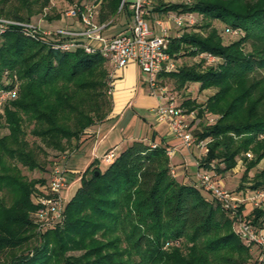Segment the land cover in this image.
Masks as SVG:
<instances>
[{"label":"trees","instance_id":"trees-1","mask_svg":"<svg viewBox=\"0 0 264 264\" xmlns=\"http://www.w3.org/2000/svg\"><path fill=\"white\" fill-rule=\"evenodd\" d=\"M86 1L96 6L100 23L121 12L132 21L131 0ZM47 4L16 0L7 9L0 7V16L29 21ZM167 12L197 13L224 24L226 32H239L224 44L217 28L206 22L199 25L209 29L206 36L185 32L172 37L167 50L172 58L211 53L221 62L202 67L206 60L200 56L197 63L158 76L172 79L176 89L190 82L199 83V90L215 88L204 103L183 102L197 109L199 117L220 115L196 132L199 139L211 138L197 170L218 160L224 167H216L217 172L229 171L240 152L251 150L254 159L236 190H264V167L244 185L247 172L264 158V138H258L264 135V76L257 73L264 69V0L159 2L147 11ZM63 40L32 37L14 25L0 33V90L13 88L15 80L20 83L18 97L0 112V130L7 129L0 134V264H249V250L232 229L228 212L197 183L171 174L170 149L163 141L154 142V133L147 142L134 140L114 152L103 170L93 159L65 198L62 219L36 235L41 225L30 217L42 207L34 201L36 185L47 182L27 178L18 165L42 169L37 157L45 151L26 140L25 120L32 125L30 135L45 148L65 152L78 149L85 130L103 122L112 107L107 59L82 47L61 49ZM234 138H240L237 145ZM246 216L259 225L264 208ZM166 242L175 244L164 249ZM70 251L81 253L67 255Z\"/></svg>","mask_w":264,"mask_h":264},{"label":"built area","instance_id":"built-area-1","mask_svg":"<svg viewBox=\"0 0 264 264\" xmlns=\"http://www.w3.org/2000/svg\"><path fill=\"white\" fill-rule=\"evenodd\" d=\"M130 8L133 11L132 21L129 29L125 32L116 34L110 38L104 37L103 31L107 23H100L97 20V8L94 5H73L67 8L64 15L77 20L81 25L80 30L56 27L50 30H44V36H57L63 38V42L58 45L61 49H73L82 47L85 52H100L111 65L108 71V85L111 93L113 81L117 77V71L132 63L137 66L139 71L145 75L149 88V93L157 98L158 104L153 113L157 120L167 122L170 133L180 140L181 146L190 149L198 147L204 149L207 153V142L197 141L185 124L186 118L193 120L195 113L193 111L184 114V110L176 103L174 95L168 92L165 86H161L159 74L161 72H170L176 69L170 54L167 52L170 44L169 28L163 25V22L157 21L159 32L155 33L152 25L146 20L144 9L145 0H131ZM168 20L178 27H185L194 24L196 17L188 14L184 17L177 15L168 16ZM7 24L16 25L21 30L32 37L37 35L39 28L30 22L29 24L17 21L0 20V30ZM30 28V29H29ZM3 29V28H2ZM232 35H238L239 32L229 29ZM208 63H216L218 57L211 53L200 55ZM14 93L11 89L0 90V108L5 101ZM209 122L213 119L209 118ZM205 146V147H204ZM172 150L167 151L170 157ZM114 151H109L103 155L105 162L109 163L114 158ZM197 167L199 162L196 161ZM173 174L174 172L171 171ZM66 173L60 167H55L51 171L47 189L48 194L37 201L42 205L38 212V221L41 226L53 225L59 222L63 217L65 197L63 191L67 187ZM197 184L203 190L210 192L226 210L233 220L235 233L247 246L262 247V255L257 264H264V221L259 225L251 223L246 216V210L264 208V190H250L243 195L224 189L215 175L209 170L198 171L196 174ZM247 204V208L245 205ZM244 208L240 210V207Z\"/></svg>","mask_w":264,"mask_h":264},{"label":"rangeland","instance_id":"rangeland-1","mask_svg":"<svg viewBox=\"0 0 264 264\" xmlns=\"http://www.w3.org/2000/svg\"><path fill=\"white\" fill-rule=\"evenodd\" d=\"M15 1L16 0H0V7H3V9H7L9 3L15 2ZM145 1H146V3L144 4V9L146 11H149L154 5H156L159 2L179 3V2H189L190 0H145ZM73 5L91 6L93 4L90 1H86V0H48L47 6H45L40 13L33 16L31 18V20H29V21L19 20V19L16 20V19H11V18H7V17H3V16H0V20L17 21V22L25 23V24H29V25L31 22L32 24H34L35 26H37L39 28V31L37 32V36H38V34L43 35L42 33L44 30L46 31V30L54 29L56 27H62V28L68 27L66 23H63V22L61 23L60 19L62 17H65L64 13L67 10V8L70 6H73ZM188 14L195 16L196 20H195L194 24L183 27V30H182L183 32H181V33L179 32L180 33L179 35H182L185 32L186 33L187 32H194V33H199L202 36H206L209 33V29H207V28L202 29L199 25H203L204 23L210 22V21H208V19L203 18L201 15H199L197 13L167 12V13L162 14V16H163L162 21L170 22L168 20V16H170V15H177V16L184 17L185 15H188ZM154 15L155 14H153V13H147L146 12L145 16L148 17V18H146V20L149 23L154 22V20H153ZM130 21H128L125 18L124 14L121 12L120 14L115 16L111 22L107 23L105 29H109L112 33L119 34V33L124 32L125 30H128V27L131 25ZM76 22L73 21L72 23L70 22V24L75 25ZM210 23L212 24L213 27L217 28L218 32L220 33V35L222 37L224 44H227L233 40H236L240 36V35H238V36L232 35L228 31L226 32L224 24H222L218 21H211ZM170 24L172 25L174 23L170 22ZM9 25H11V24H7L6 26H3L2 27L3 29L1 28L0 33H3ZM14 26H16V25H14ZM174 31L172 32V34H175ZM247 48H249V46H247L246 49ZM173 59L175 61V65L178 68L182 65H192L194 63H197L201 60V57L200 56L199 57H191L188 55H180L179 54L177 57H175ZM217 62H221V60L218 58ZM216 63H208L205 61V63L203 62L202 67L212 66V65H215ZM257 73L264 76V69L258 70ZM139 75H140V77L138 79L139 85L142 84L143 87L148 88V85H147V82L145 80L144 75L141 72ZM160 85L165 86L167 88L168 92L171 93L172 95H174L176 103L184 110L185 115L191 111H193L195 113V118L193 120L186 118L185 124L188 125L187 129H189V131L193 134L194 138L196 139V142L202 140L204 142H207V144H208L211 141V138L199 139L196 132H200L201 128L204 125H210V124H213L214 122H216V120L220 117V115L207 112L206 116L199 117V116H197V109H192L191 105L185 106L183 104V102L188 100L189 102H194L196 105L204 103L205 100L207 99V97L215 91V88H208V89L199 90V83L190 82V83H187L184 88L176 89L174 81L172 79H163V80H161ZM19 86H20V83L15 80L13 88H10L14 94L12 96H9V98L5 101L4 105H2V107L0 108V112H3V110L6 108V106L9 104L10 101H12L18 97ZM148 91H149V88H148ZM209 118H212L213 121L209 122L208 121ZM31 128H32V125L27 120H25L24 131L26 133L25 138L28 141V143L33 144V142H35V144L37 146L42 147V149L44 148L45 154L40 151V152H38L39 156L37 157L41 163L42 169L28 170L26 167H23L21 165H18V167L20 168L22 174H24L27 178H29V179L44 178L47 183H48L51 171L55 167H60L61 169H63L65 171V173H67V172H68V174L70 173L69 174L70 176L69 175H67L68 177L66 176L67 177L66 178L67 179V187L63 191V197L68 199L76 190L77 184L79 183L77 178L81 174V172L87 167V165H85L84 163H81L78 166L75 164H72L73 159L72 158L68 159L67 157L69 155H72L74 150L69 149L65 152H58V151H54V150L45 148L43 146V144L38 139H35L32 135H30V129ZM6 132H7V129H5V128L0 130L1 135L5 134ZM258 138L263 139L264 135H261ZM234 140L236 142L235 145H237L240 141V138H234ZM207 144H206V147H207ZM170 148H172V147H170ZM194 148L196 151V152H192L194 155L190 151H188L187 148H185V147L180 148L176 152H174L175 150H173L174 154H172V158L170 159V167L172 169L176 170L177 172H179L180 171L179 168L182 165L181 162H185L187 164L188 170L193 172V174H196V170H195L197 168L196 161L201 163V159L203 158L202 156L205 154H204V149H198V147H194ZM193 156L197 157V159H194ZM67 159L70 160L68 165L66 163ZM252 159H254V153L251 150H247L246 152H240L239 155L236 156V158H235L236 164H235L234 168H232L229 171L217 172L216 167H220L221 169L224 167L223 163H219L218 160H211L208 163L209 167L206 170H209L210 172H212L215 175L216 180L219 181V183L221 184V186L224 189H226L228 191H235V193H239V195L243 199V195L245 193H247L248 191H250V189L248 187H242V188H240V190H236V189L239 186L241 176L243 174V171L245 169L246 164L248 162H250ZM107 165L108 164L105 162L103 156L100 157L98 160V167L101 170H103L104 168L107 167ZM73 167H74V169H73ZM263 167H264V158H262L256 166L252 167L247 172V178L244 182V185L249 184L250 181H253V178L255 177V175ZM75 170H77V171H75ZM200 171H202V170H200ZM71 174H73V177L70 179ZM172 175H174V173ZM178 181H181V177H179V175H178ZM78 186H79V184H78ZM36 187H37L38 191L36 192V197L34 198L35 202L44 198L48 194L47 184H44V185L37 184ZM204 194L209 195L206 192H204ZM242 207L244 208V205ZM247 207L248 206L246 204L245 208H247ZM38 212H39V210L35 209V211L30 214V217L33 219L35 224H36V222L39 223ZM248 212L249 211L246 210V213H248ZM51 226H53V225H49L47 227H51ZM47 227L46 226H40V227L36 226V228H35L36 235L39 236L40 234H43L44 232H46ZM232 227H233L232 229L234 230L235 229L234 224L232 225ZM36 242H38L37 237L32 240V245L35 244ZM240 242L244 246H246L249 250L250 258L248 260V263L249 264H257L258 260L261 257L260 255H262V247L247 246L245 243H243L242 240ZM173 244H175V243L166 242L163 247H164V249H167L170 246H172ZM30 247H31V245H30ZM80 253H81V251H70V252H67V255H75L76 256V255H79Z\"/></svg>","mask_w":264,"mask_h":264},{"label":"crops","instance_id":"crops-1","mask_svg":"<svg viewBox=\"0 0 264 264\" xmlns=\"http://www.w3.org/2000/svg\"><path fill=\"white\" fill-rule=\"evenodd\" d=\"M153 14H155L153 18L154 22H151L150 24L152 25L154 32L158 33L159 27L156 25V22L160 20L162 21L163 16L157 13ZM73 21L76 22L77 20L71 17H62L60 19L61 23L63 22L67 24L68 27L65 28L80 30L81 25L78 22H76L75 25L70 24V22L72 23ZM162 22L165 27L169 28L168 32L170 38L180 36L179 34L183 32V27H178L175 24L171 25V21ZM172 30H175V34H172ZM103 35L104 37L110 38L116 34L112 33L109 29H105ZM171 59L175 63L172 56ZM107 69L108 71L111 69L109 63H107ZM116 74L117 77L113 81L111 91L112 107L110 113L103 122L96 123L85 130L82 139L86 138V140L78 149L73 151L72 155H69L70 157L68 156L67 158H72V164L77 166L81 163L88 165L93 159L99 160L100 157L109 151L119 153L134 140L147 142L151 139V136L154 133V142L160 143L163 141L164 144L168 145L169 149L172 150L169 157L171 159L172 154L183 146H181L180 140L170 133L167 122L157 120L154 115L153 110L157 106L158 101L155 96L149 94L148 88L143 87L142 84L139 85V69L135 64L130 63L124 68L118 70ZM173 150L175 151L173 152ZM187 150L191 153L196 152L195 148ZM193 157L194 159H197V157ZM67 160L66 163L68 165L70 160ZM181 164L179 172L174 169L172 170L174 172L173 176L178 179L179 175L181 181L184 183H197V168L195 169L196 174H193V172L188 170L185 162H181Z\"/></svg>","mask_w":264,"mask_h":264},{"label":"water","instance_id":"water-1","mask_svg":"<svg viewBox=\"0 0 264 264\" xmlns=\"http://www.w3.org/2000/svg\"><path fill=\"white\" fill-rule=\"evenodd\" d=\"M97 174V173H96Z\"/></svg>","mask_w":264,"mask_h":264}]
</instances>
